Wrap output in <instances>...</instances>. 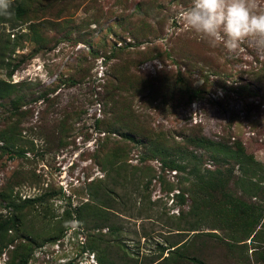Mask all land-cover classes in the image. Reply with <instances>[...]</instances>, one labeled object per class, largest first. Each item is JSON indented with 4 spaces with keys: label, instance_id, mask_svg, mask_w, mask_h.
Masks as SVG:
<instances>
[{
    "label": "rangeland",
    "instance_id": "rangeland-1",
    "mask_svg": "<svg viewBox=\"0 0 264 264\" xmlns=\"http://www.w3.org/2000/svg\"><path fill=\"white\" fill-rule=\"evenodd\" d=\"M247 3L251 12H264V0ZM190 5L191 0H13L11 14L0 21V215L14 214L18 222L4 232L0 264L17 262L14 247L26 253L24 264H97L90 247L96 230L74 219L71 210L88 200L86 186L108 181L97 163L105 153L121 154L119 172L125 169L127 176L139 164L141 145L119 135L124 130L159 134L166 145L198 132L228 143L240 140L263 167L257 173L263 192L250 200L260 199L263 208L256 228L263 229L257 237L264 245V46L258 36H248L228 50L223 33L202 36L182 16ZM147 162L159 177L149 178L143 205L157 220L116 211L120 231L102 235L112 261L125 264L122 252L136 264L149 255L158 261L167 254L158 246L201 231L193 253L205 264L262 263L254 259L253 239L230 254L205 232L222 236V229L204 220L187 229L194 219L187 211L191 195L174 194L188 186L186 169ZM202 165L213 166L207 156ZM239 172L234 165L233 173ZM132 198L138 205L139 197ZM180 264L196 263L184 258Z\"/></svg>",
    "mask_w": 264,
    "mask_h": 264
},
{
    "label": "trees",
    "instance_id": "trees-1",
    "mask_svg": "<svg viewBox=\"0 0 264 264\" xmlns=\"http://www.w3.org/2000/svg\"><path fill=\"white\" fill-rule=\"evenodd\" d=\"M15 8L17 12L21 10L18 5ZM11 12L12 10L9 9L10 14ZM2 16L0 21L7 19V15ZM4 84L0 81V99L5 95ZM192 91L195 90L192 89ZM145 133L138 130L130 131V133L124 130L119 133L132 143L141 145V149L136 154L139 164L132 165L127 176L124 173L125 169L122 173L119 172L123 163L120 158L121 154L105 153V156L98 159L97 163L104 171L108 181L103 183L100 181L99 184L92 187L86 186L88 200L81 202L71 210L74 212L72 216L74 219L83 223L89 221L96 230L94 236L97 242L90 246L94 250L96 263L116 264L109 257V240L102 237L103 234H116L120 231L121 226L113 219L116 218V211L120 212L121 209H124L140 219L149 220L151 223L156 222L157 219L151 212H145L149 207L143 205L149 199L147 187L149 178L153 175L159 177L147 160L156 159L160 168L186 169L188 186L177 188L178 191L174 194L180 196L184 191H188L191 195V204L187 211L194 216V219L192 223L188 222L187 229H197L200 220L207 221L211 228L222 229V236L213 231L205 232L210 237L215 236L216 240L223 244L230 254L234 246H245L247 238L253 239L257 242V246L254 245V248L251 249L254 259L259 263L262 262L260 264H264V245L259 243L257 237L263 229L256 228L260 222L259 217H261L263 208L259 203L260 199L250 200V197H258L263 192L260 187L263 177L260 180L257 175L259 170L263 174V167H260L258 161L250 153L245 152L240 140L233 138L232 142L228 143L225 140L209 138L198 132L183 136L181 144L172 139L174 144L166 145L164 144L166 139L160 138L159 134L153 136ZM190 145L191 149L188 148ZM204 156H207L211 161L212 167L202 165ZM234 165L240 170L238 174L233 173ZM137 172L142 173L137 176ZM235 187L241 192L237 193ZM133 193L139 197L138 205L134 203L135 200L132 201ZM243 195H246V198L242 197ZM24 201L31 202L32 199L26 198ZM10 205L15 208L21 207L11 201ZM71 211L69 212L71 213ZM69 212H64L65 217L68 218ZM17 222L18 219L14 214L3 217L0 215V249L6 243L3 239L5 230L14 227ZM262 224H264V220ZM145 226L144 223L141 224L142 229ZM103 227L105 230H102ZM175 229H183V227H175ZM200 232L192 233L190 238L180 236L175 240L166 239L168 245L158 246L160 251H167L166 256L157 261L155 257L149 255L147 260L139 262V264H180L184 258H188L196 264H205L202 258L196 257L193 253ZM182 233V231L173 232L174 235ZM18 249V247L11 249L18 255L17 262L12 264H24L26 261V253L19 252ZM120 258H123L125 264H136L134 258L123 254V252L120 254Z\"/></svg>",
    "mask_w": 264,
    "mask_h": 264
},
{
    "label": "clouds",
    "instance_id": "clouds-1",
    "mask_svg": "<svg viewBox=\"0 0 264 264\" xmlns=\"http://www.w3.org/2000/svg\"><path fill=\"white\" fill-rule=\"evenodd\" d=\"M13 0H0V15H9ZM182 16L187 25L204 37L223 33L224 47L234 50L248 36H258L264 46V12L250 11L247 0H191ZM214 44V39L212 40Z\"/></svg>",
    "mask_w": 264,
    "mask_h": 264
}]
</instances>
